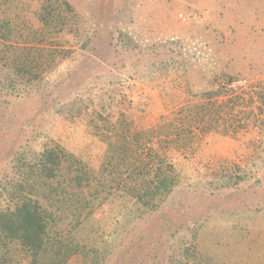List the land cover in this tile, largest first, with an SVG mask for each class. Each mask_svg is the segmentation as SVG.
I'll return each instance as SVG.
<instances>
[{
	"label": "rangeland",
	"instance_id": "374dc122",
	"mask_svg": "<svg viewBox=\"0 0 264 264\" xmlns=\"http://www.w3.org/2000/svg\"><path fill=\"white\" fill-rule=\"evenodd\" d=\"M43 1L11 0V53L41 65L40 79L53 84L19 100L5 98L18 117L4 136L0 122V179L12 174L14 148L33 139L41 148L50 140L71 163L85 162L101 176L108 149L102 133L110 125L139 136V143L130 139L136 170L161 167L179 178L154 210L110 196L85 226L80 251L63 264L96 258L102 264H192L207 257L213 264H264V0H69L102 33L96 50L83 51L94 61L76 63L74 72L60 61V39H45L36 21ZM128 28L131 42L124 37ZM129 56L140 59L137 77L126 72L128 61L119 69L118 58ZM222 75L247 79L249 86L237 90L242 98L231 113L220 110L211 133L195 129L196 139L177 151L150 141L162 117L186 102L189 88H215L227 82L219 83ZM51 90L85 100L74 123L58 113L60 105L42 102ZM238 176L244 179L223 185Z\"/></svg>",
	"mask_w": 264,
	"mask_h": 264
},
{
	"label": "trees",
	"instance_id": "16d2710c",
	"mask_svg": "<svg viewBox=\"0 0 264 264\" xmlns=\"http://www.w3.org/2000/svg\"><path fill=\"white\" fill-rule=\"evenodd\" d=\"M11 5V0H0V100L3 96V99L9 96L19 100L26 95L30 96L37 88H49L53 84L45 76L40 79L38 72L39 68L42 69L41 65L31 66L22 55H12L13 46L9 43L14 41L16 22L10 15V11H13ZM111 5L106 4L104 7L108 9ZM35 18L47 33L45 39L52 38L54 44L60 39V61L66 62L67 71L74 72L76 63L94 61L83 51H88L90 47L96 50L102 33L98 25L88 22L71 1L44 0L35 11ZM124 37L133 41L129 28ZM73 45H80L82 50L77 52L71 47ZM118 59L121 63L119 69H124L123 65L128 61V75L131 72L136 77L141 74L139 58L129 56ZM218 78L219 83L235 79H227L224 75ZM76 88L70 87L68 94L74 93ZM195 88L198 87L189 88L190 96L183 105L172 111L171 118L163 116L157 125V134H153L150 141L155 137L161 151H177L190 146L196 139L195 129L202 134L211 133L215 129L220 110L223 109L226 114L231 113L242 98L237 96V90H230L223 84L215 88L212 85ZM54 94L53 90L49 91V96L41 99L42 102L49 106L53 104L54 107L60 105L58 113L74 123L76 109L83 106L85 100L81 97L71 100L72 96L68 98V94L63 92L56 96ZM219 97L230 98L218 105L216 100ZM10 106L8 99L0 104V122L6 126L2 136L9 132L11 123L18 117L8 110ZM105 130L110 131L102 133L108 149L100 168L101 176L85 162L77 160L71 163V156L63 154L64 149L50 143V140L47 144L43 143L42 148L36 143L37 139L14 148L12 174H6L0 179V264H63L65 259H70L80 251V239L84 240L82 235L85 226L96 220L94 213L102 210L104 204H109L115 193L120 198H128L136 209L143 210L149 206L154 210L174 191L179 179L177 174L167 175L161 167L136 170L138 157L133 159L131 153L134 150L130 139L134 137V141L139 143L137 134L131 136L124 131L118 132L111 125ZM16 143L12 147L19 146ZM50 144L53 147H49ZM140 148L145 149L143 144ZM238 177L237 180L228 178L223 181V185H236L244 179ZM138 191L144 192L143 196L141 192L136 195ZM84 264L90 262L85 261ZM91 264L102 262L96 258ZM192 264L213 263L207 257L205 261L199 258Z\"/></svg>",
	"mask_w": 264,
	"mask_h": 264
},
{
	"label": "built area",
	"instance_id": "2783aa9c",
	"mask_svg": "<svg viewBox=\"0 0 264 264\" xmlns=\"http://www.w3.org/2000/svg\"><path fill=\"white\" fill-rule=\"evenodd\" d=\"M230 90H243L249 86L247 79H234L230 82L223 84Z\"/></svg>",
	"mask_w": 264,
	"mask_h": 264
}]
</instances>
